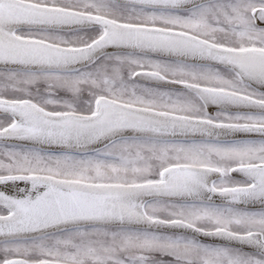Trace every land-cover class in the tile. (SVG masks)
I'll use <instances>...</instances> for the list:
<instances>
[{
  "label": "snow or ice",
  "instance_id": "1",
  "mask_svg": "<svg viewBox=\"0 0 264 264\" xmlns=\"http://www.w3.org/2000/svg\"><path fill=\"white\" fill-rule=\"evenodd\" d=\"M0 264H264V0H0Z\"/></svg>",
  "mask_w": 264,
  "mask_h": 264
}]
</instances>
